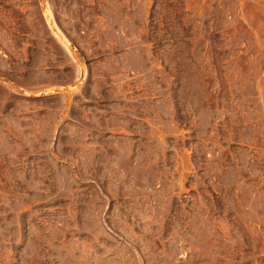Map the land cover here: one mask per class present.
Listing matches in <instances>:
<instances>
[{"label": "rangeland", "instance_id": "1", "mask_svg": "<svg viewBox=\"0 0 264 264\" xmlns=\"http://www.w3.org/2000/svg\"><path fill=\"white\" fill-rule=\"evenodd\" d=\"M0 264H264V0H0Z\"/></svg>", "mask_w": 264, "mask_h": 264}]
</instances>
